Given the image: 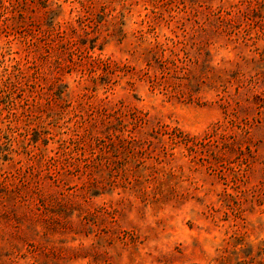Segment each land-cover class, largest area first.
Instances as JSON below:
<instances>
[{"label":"rangeland","instance_id":"374dc122","mask_svg":"<svg viewBox=\"0 0 264 264\" xmlns=\"http://www.w3.org/2000/svg\"><path fill=\"white\" fill-rule=\"evenodd\" d=\"M0 264H264V0H0Z\"/></svg>","mask_w":264,"mask_h":264}]
</instances>
